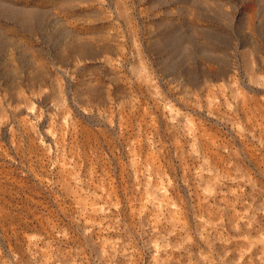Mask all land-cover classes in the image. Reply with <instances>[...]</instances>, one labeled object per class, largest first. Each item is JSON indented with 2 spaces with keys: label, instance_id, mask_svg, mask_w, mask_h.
Listing matches in <instances>:
<instances>
[{
  "label": "rangeland",
  "instance_id": "374dc122",
  "mask_svg": "<svg viewBox=\"0 0 264 264\" xmlns=\"http://www.w3.org/2000/svg\"><path fill=\"white\" fill-rule=\"evenodd\" d=\"M0 264H264V0H0Z\"/></svg>",
  "mask_w": 264,
  "mask_h": 264
}]
</instances>
